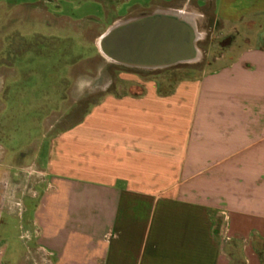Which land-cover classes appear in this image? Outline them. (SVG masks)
<instances>
[{
  "label": "crops",
  "instance_id": "crops-1",
  "mask_svg": "<svg viewBox=\"0 0 264 264\" xmlns=\"http://www.w3.org/2000/svg\"><path fill=\"white\" fill-rule=\"evenodd\" d=\"M121 77L47 130L30 211L1 191L0 264H264V47L197 78Z\"/></svg>",
  "mask_w": 264,
  "mask_h": 264
},
{
  "label": "rangeland",
  "instance_id": "rangeland-1",
  "mask_svg": "<svg viewBox=\"0 0 264 264\" xmlns=\"http://www.w3.org/2000/svg\"><path fill=\"white\" fill-rule=\"evenodd\" d=\"M165 1L0 0V193L7 181L20 199L25 179L39 200L48 187L31 159L47 130L76 122L105 89L128 86L122 75L197 78L246 49L264 47V0H238L235 9L222 11L219 0ZM165 10L192 19L195 61L150 70L114 64L99 53L97 39L113 21ZM32 166L38 173L28 176ZM22 201L30 211L34 200Z\"/></svg>",
  "mask_w": 264,
  "mask_h": 264
},
{
  "label": "water",
  "instance_id": "water-1",
  "mask_svg": "<svg viewBox=\"0 0 264 264\" xmlns=\"http://www.w3.org/2000/svg\"><path fill=\"white\" fill-rule=\"evenodd\" d=\"M197 35L184 13L156 11L114 23L99 37L98 51L118 65L162 69L195 61Z\"/></svg>",
  "mask_w": 264,
  "mask_h": 264
},
{
  "label": "built area",
  "instance_id": "built-area-1",
  "mask_svg": "<svg viewBox=\"0 0 264 264\" xmlns=\"http://www.w3.org/2000/svg\"><path fill=\"white\" fill-rule=\"evenodd\" d=\"M26 174L28 176L34 174V173H38L35 168L29 167L26 171ZM2 199H10L11 200V208L15 211V213L17 215H21L24 211V205H23V201L22 199H24V197L29 196V197H33V193H32V189L28 188V185H24L21 188V198L19 199L20 196L16 195V191L14 190V186H12L10 183H8L7 181H3L2 182ZM6 195V196H5ZM13 198V200H12Z\"/></svg>",
  "mask_w": 264,
  "mask_h": 264
},
{
  "label": "bare ground",
  "instance_id": "bare-ground-1",
  "mask_svg": "<svg viewBox=\"0 0 264 264\" xmlns=\"http://www.w3.org/2000/svg\"><path fill=\"white\" fill-rule=\"evenodd\" d=\"M197 38H198V35H197ZM99 39V38H98ZM97 39V42H96V45H97V48H99V40ZM99 53L102 55V57L104 58V59H106V60H108V61H110L111 63H114V64H117V63H115V61H113V60H111L110 58H108L107 56H105L104 54H102L100 51H99Z\"/></svg>",
  "mask_w": 264,
  "mask_h": 264
},
{
  "label": "flooded vegetation",
  "instance_id": "flooded-vegetation-1",
  "mask_svg": "<svg viewBox=\"0 0 264 264\" xmlns=\"http://www.w3.org/2000/svg\"><path fill=\"white\" fill-rule=\"evenodd\" d=\"M47 3H49V2H47ZM152 13H153V12H152ZM152 13H150V14H152ZM144 15H145L144 13H141V14H140V16H144ZM148 15H149V14H148ZM140 16H139V17H140ZM148 69H150V70H158V69H151V68H148Z\"/></svg>",
  "mask_w": 264,
  "mask_h": 264
}]
</instances>
